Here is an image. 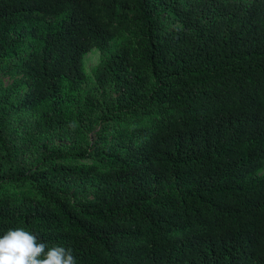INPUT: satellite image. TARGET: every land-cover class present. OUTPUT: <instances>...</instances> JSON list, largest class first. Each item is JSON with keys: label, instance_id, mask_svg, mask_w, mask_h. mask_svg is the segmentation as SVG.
I'll return each mask as SVG.
<instances>
[{"label": "trees", "instance_id": "1", "mask_svg": "<svg viewBox=\"0 0 264 264\" xmlns=\"http://www.w3.org/2000/svg\"><path fill=\"white\" fill-rule=\"evenodd\" d=\"M0 61V236L77 264H264V0H0Z\"/></svg>", "mask_w": 264, "mask_h": 264}, {"label": "clouds", "instance_id": "2", "mask_svg": "<svg viewBox=\"0 0 264 264\" xmlns=\"http://www.w3.org/2000/svg\"><path fill=\"white\" fill-rule=\"evenodd\" d=\"M0 264H77L71 249L49 246L23 228L0 236Z\"/></svg>", "mask_w": 264, "mask_h": 264}, {"label": "rangeland", "instance_id": "3", "mask_svg": "<svg viewBox=\"0 0 264 264\" xmlns=\"http://www.w3.org/2000/svg\"><path fill=\"white\" fill-rule=\"evenodd\" d=\"M119 45L118 40H114L110 43L109 51L115 50ZM106 51H98L96 49H92L88 53H86L83 57V67L85 70V74L87 76L86 83L82 86L84 91H87L94 83H95V67L105 58L107 57ZM12 64V61L5 62L0 61V89H3L4 87L9 86L14 79L8 78L3 75V71ZM22 94L17 96L16 98H13L15 100H18L21 97ZM99 127L95 128V131H97ZM95 133V132H94ZM94 133L89 134L90 140H95ZM63 142L58 141L57 139H54L52 137H42L40 139H34L31 146L36 150L38 153L42 155H48L50 153L55 152L56 147Z\"/></svg>", "mask_w": 264, "mask_h": 264}]
</instances>
